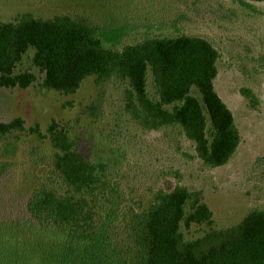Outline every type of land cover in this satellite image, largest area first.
Listing matches in <instances>:
<instances>
[{
    "label": "trees",
    "instance_id": "obj_1",
    "mask_svg": "<svg viewBox=\"0 0 264 264\" xmlns=\"http://www.w3.org/2000/svg\"><path fill=\"white\" fill-rule=\"evenodd\" d=\"M121 36L120 28L100 31L68 14L41 18L27 12L0 20V89L37 87L71 95L88 77L96 84L116 78L126 84L123 108L138 126L178 128L205 166L227 164L241 134L215 90L217 48L188 35L145 38L117 48ZM26 57L29 67L18 70ZM242 94L254 105L249 89ZM18 133L47 140L53 153L47 172L32 184L23 217L0 221V264H264V208L250 210L230 228H211L188 240L182 228L211 227L213 213L201 192L179 184L157 189L146 209L128 211L131 255L123 263L111 250L108 215H115L117 203L108 197L105 162L86 157L69 125L55 120L43 134L37 123L26 127L20 117L0 122V139ZM6 173L0 163V178ZM5 229L10 235H2Z\"/></svg>",
    "mask_w": 264,
    "mask_h": 264
},
{
    "label": "rangeland",
    "instance_id": "obj_2",
    "mask_svg": "<svg viewBox=\"0 0 264 264\" xmlns=\"http://www.w3.org/2000/svg\"><path fill=\"white\" fill-rule=\"evenodd\" d=\"M27 12L41 18L68 14L100 31L120 28L117 48L145 38L188 35L209 40L220 53L214 86L233 113L241 142L229 162L216 168L196 157L193 143L178 128L138 126L123 108L126 84L116 78L96 84L88 77L71 95L37 87L0 89V122L20 117L26 127L37 123L42 134L53 120L69 125L78 150L105 162L108 197L117 203L115 215H108L116 258L126 263L131 255L128 211L146 209L157 189L179 184L201 192L213 213L212 226L182 228L188 240L211 228H230L250 210L264 208V2L0 0L1 21H13ZM29 65L26 57L18 70ZM147 89L153 93L150 76ZM242 89L253 93L254 105ZM52 153L48 141L39 136L18 133L0 139V163L7 169L0 178V221L23 217L26 197L34 180L47 172ZM2 235H10L8 229Z\"/></svg>",
    "mask_w": 264,
    "mask_h": 264
}]
</instances>
